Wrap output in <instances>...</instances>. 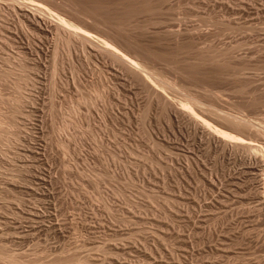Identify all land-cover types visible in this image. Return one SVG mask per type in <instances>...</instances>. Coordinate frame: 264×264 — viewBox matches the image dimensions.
I'll return each instance as SVG.
<instances>
[{
  "label": "rangeland",
  "instance_id": "374dc122",
  "mask_svg": "<svg viewBox=\"0 0 264 264\" xmlns=\"http://www.w3.org/2000/svg\"><path fill=\"white\" fill-rule=\"evenodd\" d=\"M52 2L132 55L162 54L170 99L195 95L215 124L208 103L245 116L251 128L229 130L264 146V0ZM10 13L0 6V264H264L260 151H224Z\"/></svg>",
  "mask_w": 264,
  "mask_h": 264
},
{
  "label": "bare ground",
  "instance_id": "6f19581e",
  "mask_svg": "<svg viewBox=\"0 0 264 264\" xmlns=\"http://www.w3.org/2000/svg\"><path fill=\"white\" fill-rule=\"evenodd\" d=\"M47 1H45V0L44 1L43 0H0V6L6 8L9 12H11L10 15L14 14L15 18H17V20L20 24L33 26L36 30L41 31V32H50L52 34L54 42H55V44H54L55 52H57L60 48L65 49L68 52L70 50H77V51L79 50L80 53H82L83 56L85 55V57L87 56V58H89V56L90 57L93 56L94 57L93 59L101 60L100 62H102L104 65L106 64L107 66L116 68V70H118V72L122 75V77L124 76L130 80H134L135 82L144 86L146 88V90L148 91V94L151 96V98L153 100H155V102L161 103L162 106L165 107L166 110H169V113H171V115H173L175 118L179 117L180 119H184V121L186 119V121L191 122L194 125L196 124L195 125L196 127H197V125H199L198 127H201L203 129V131L205 130L208 133V135L211 137L210 139H213V142L215 140L218 143V145L224 151L225 150L227 151L228 149H231V150L241 149V151H242L243 149H245L247 152L250 151V153H251V150H252V152L254 151V153L256 151L255 154H257V151L258 152L260 151L262 154L260 157H258V158H260L258 161H260L261 163L264 162V148H263L264 146H260L259 145L260 143H258L253 138L242 137V136L234 133V131L229 130V129H241V128L247 129L248 125H251V123L249 122V119H248V122L250 124L246 123L247 118L245 119V116H243V118L245 119L246 122L243 121V122H245V123H243V122H241L243 120V118L241 120V118H240L241 116H238V115H237L238 117L235 116L238 118V119H236L234 117V115H235L234 113L230 112V114L226 115L225 114L226 111H225L223 114L221 112L224 110L215 108L214 105H211V107L207 106V105H210L211 103L210 104L206 103L207 105H205L204 107H206L207 109L205 108L203 110L210 113L212 116H216V114H219V111H220V114L217 115V116H220V118H218L217 116L216 117L219 120L223 118L222 120L226 121L225 124H221V123L215 124V123L211 122L209 119H207L206 117H203L202 115L198 114V112H197L198 110L196 111V109H200L198 105H200L202 101L200 102V100H198L199 99L198 97H197L198 99L194 98L195 95H193L194 97L191 96L192 94L188 95V97L186 99H184V97L186 96L184 94V97L182 98V100L179 99V102L177 101L175 103L174 100H176V99L172 100V99H170V97H168V93H167L168 91L166 88H170L173 85L178 84V82L171 85V83L174 81V79L171 78L173 81L170 80L171 81L170 82L169 81L170 78H166L167 76L163 75V73H161L158 70V68H157L158 65L155 63V60L160 59L162 61L163 58L159 57L160 54H157V51H156V53H154L155 52L154 50L153 51L147 50L148 52L146 51V54L149 53L152 56L151 61L146 60L143 55H142L143 58L141 57V55L137 56L138 54H136V56H135V54L132 55L129 52H127L126 50H123L121 47H119L117 44H115L110 39H108L104 36H101V35H97L96 33L92 32L88 29H85L82 26L76 24L75 22L72 21V19H70L71 17H69L66 14V12L65 13H64V11L62 12L61 11L62 9L60 10V8L57 9V7L53 6V4L51 5L52 0L51 1L49 0L50 2L48 1V3H47ZM59 1L61 2V0H59ZM53 2H54V0H53ZM56 3H57V0H56ZM59 5L60 4H58V6ZM3 10H5V9H3ZM99 19H101V18H99ZM99 22H101V21H99ZM206 53H208V52H206ZM148 55L146 58L150 57V59H151V56H148ZM160 56H162V54ZM213 56H216V55L215 54L212 56L210 55L208 57V59L210 57L212 58ZM205 58L206 57H204L203 60L196 58L197 61H198V59L200 60V61H198V63L200 62L199 63L200 66H201V62L204 64ZM166 59H164V60H166ZM99 60H97V61H99ZM207 60H206V62H207ZM213 60H215V58ZM213 60H212V64L214 63ZM88 61H90V59ZM215 61H219V60H215ZM92 62H94V61H92ZM156 62L158 63V61H156ZM195 62H196V60H195ZM209 62H211V60H209L208 63ZM103 64H100V65H103ZM193 64H195V63H193ZM199 64H198V68H199ZM107 66L105 68H108ZM193 66L197 67L196 65H193ZM218 66H219V64H218ZM213 67H215V66H213ZM105 68L103 69L104 71L106 70ZM173 70H176V69H173ZM181 70L183 71V69H181ZM106 72H109V70L108 71L106 70ZM212 72H214V70ZM215 72H217V71H215ZM222 72H224V71H222ZM209 73H210V71H209ZM107 74H106V76H107ZM110 74H112V73H110ZM212 75H213V73H212ZM206 77H209V75H207ZM168 81L170 82V84ZM176 86L177 85H175V87ZM177 88L179 90V87H177ZM172 90H173V88H172ZM186 94H190V93L186 92ZM202 104H205V103L202 102ZM202 104L200 105V107H201L200 110H202V106H203ZM195 106H198V107L196 108ZM228 112H226V113H228ZM170 120H172V119H170ZM252 125L249 127L251 128ZM257 130L258 129H256V131ZM199 131H201V130H199ZM260 132L264 133V131H259V133ZM263 136H264V134H263Z\"/></svg>",
  "mask_w": 264,
  "mask_h": 264
}]
</instances>
